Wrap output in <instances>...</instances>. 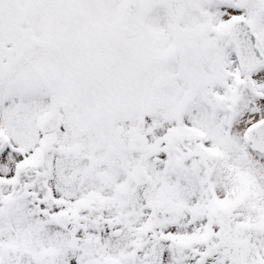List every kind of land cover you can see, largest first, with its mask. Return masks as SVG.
Masks as SVG:
<instances>
[{"label":"snow or ice","instance_id":"1","mask_svg":"<svg viewBox=\"0 0 264 264\" xmlns=\"http://www.w3.org/2000/svg\"><path fill=\"white\" fill-rule=\"evenodd\" d=\"M0 264H264V0H0Z\"/></svg>","mask_w":264,"mask_h":264}]
</instances>
